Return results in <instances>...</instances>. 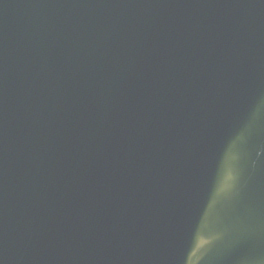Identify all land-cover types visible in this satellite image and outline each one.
I'll list each match as a JSON object with an SVG mask.
<instances>
[{"label":"water","instance_id":"95a60500","mask_svg":"<svg viewBox=\"0 0 264 264\" xmlns=\"http://www.w3.org/2000/svg\"><path fill=\"white\" fill-rule=\"evenodd\" d=\"M0 264H264V0H0Z\"/></svg>","mask_w":264,"mask_h":264}]
</instances>
